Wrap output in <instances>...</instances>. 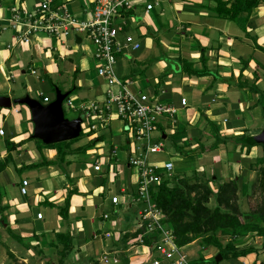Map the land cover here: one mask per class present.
Segmentation results:
<instances>
[{"label": "crops", "instance_id": "0c3cea01", "mask_svg": "<svg viewBox=\"0 0 264 264\" xmlns=\"http://www.w3.org/2000/svg\"><path fill=\"white\" fill-rule=\"evenodd\" d=\"M47 1L54 8L70 12L74 19L84 15L83 4H78V0H0V97L16 100L29 96L43 104L47 98L50 103L56 99V95L55 98L46 95L50 93V85L46 80L42 85L37 84L34 79L41 80L43 74L45 77L72 75L73 82L65 91L58 88L62 93H70L64 105L78 114L70 120L83 119L84 138L72 149L88 146L96 139L99 141L87 155L68 157L73 161L67 166L72 180L69 182L65 172L57 166L29 168L45 158L55 160L57 157L56 150L39 151V143L33 139L35 126L29 107L20 104L0 107L2 137L9 135L10 142L18 145L10 153L7 143L0 150L1 161L11 159L0 173L3 193L0 207L8 206L4 212L8 223L0 225V229L7 231L10 227L26 239L38 236L45 253L46 249L56 251L50 248L51 243L57 245L55 234L67 230L59 209L65 207L69 193L77 190L70 206V231L77 250L74 256H82L84 264H94L96 254H100L103 264H126L124 259L129 260L128 264L130 259L131 264H144L145 257L132 254L136 246H144L138 236L130 238L125 247L121 246L124 233L140 231L138 220L133 218L134 212L137 217L142 212L135 209L142 204L136 199L139 178L129 161L144 152V142L137 141L126 130L114 107L106 109L109 92L117 94L125 88L133 95L146 93L153 100L175 109L174 116L162 119L161 125L151 134L153 140L162 141L165 146L164 151L158 153L160 157L164 154V159L156 161L154 156L158 154L150 155L151 164L173 163V177L190 178L198 174L212 179L211 183L224 179L220 184L235 179L239 195L243 192L242 197H247L255 181L257 163L264 156V151L257 156L258 145H247V139L260 135L264 129V113L260 106L264 102V3L247 22L240 24L217 16L214 10L217 0H161L149 13L140 10L145 18L138 23L134 20L141 18L140 12L133 13L127 18L126 34L138 37L141 46L137 51L119 55L115 73L122 86H110L97 73L92 44L76 30L27 34L29 28L20 22L21 18L17 19L18 15L24 11L36 13ZM186 62L196 70L206 66L219 76L218 80L213 76L189 75L185 72ZM251 86L256 87L257 92ZM39 91L40 99H36L34 96ZM91 106L97 110L91 114L93 118H88L86 113ZM92 123L95 129L90 126ZM115 123H120L119 132L126 134V150L122 151L121 137L113 138L114 144L109 148L104 146L103 134L113 133ZM217 134L225 142L211 149L217 143ZM168 137L173 157L179 158L176 163L166 153ZM180 149L184 153L199 151L201 157L191 162L193 165H182L186 161ZM231 153H234L232 164ZM96 165L101 167L99 172L95 170ZM180 166L187 169L183 174L177 172L183 169ZM243 176L251 181L249 189L240 183ZM24 179L30 184L26 196L20 193ZM117 195L120 202L116 206L111 201ZM45 201L53 206H47ZM39 213L42 219L38 218ZM105 240L110 248L101 253L94 245ZM4 241L0 243L5 244ZM243 241V248L253 247L255 252L236 260L227 259L224 264H264V237L250 236ZM198 242L202 244V253L210 248L214 253L202 256L193 250L186 252ZM31 244L39 242L34 240ZM182 252L191 264H206L213 258L216 264L224 261L218 248L204 246L201 239L182 247Z\"/></svg>", "mask_w": 264, "mask_h": 264}, {"label": "trees", "instance_id": "16d2710c", "mask_svg": "<svg viewBox=\"0 0 264 264\" xmlns=\"http://www.w3.org/2000/svg\"><path fill=\"white\" fill-rule=\"evenodd\" d=\"M262 3H264V0H217V7H215L214 10L219 18L231 20L240 24L242 22H247L253 12L256 11ZM132 14L133 13L130 15L129 13L130 16H132ZM186 64L187 67L185 72L191 76H213L215 80L219 78L216 73L210 71L206 66L201 70H196L189 62H186ZM251 89L257 92L256 87L251 86ZM73 90L74 89H72L71 92H73ZM210 124L212 125L213 123L211 122ZM83 138L84 135L82 134V136L76 140L52 145H45L41 140H37L39 143V151H43V149L56 150L57 157L55 160H48L45 158L42 163L32 164L29 168L57 166L60 170L65 172L69 182H72L67 171V166H70L73 161L68 160V157L79 154L84 156L87 155V151L99 141L96 139L88 146L72 149V146ZM252 138L247 139V145L250 147L257 146L258 144L251 142ZM216 142L217 143L210 147L211 149L217 148L221 142L225 141L217 134ZM21 145L22 143L19 146ZM7 146L10 153L16 150L18 145L8 141ZM180 150L183 152V149ZM203 150H206V148ZM184 154L187 155L188 152ZM10 161L11 159L9 157L6 160H0V173L7 168ZM257 166L259 167L257 168V177L251 186V193L248 194L247 197L249 201H252L250 203H253L255 191L258 186L261 201L256 208H253L251 204V210L247 212L243 211L240 206L239 186L235 179L219 184L217 186L218 189L214 191L210 186L213 180L206 179L203 175L199 176L195 174L192 178L176 175L171 180L163 179L157 187L152 188V200L162 212L163 221L168 223L169 227L173 229L176 245L182 248L201 239L204 246H214L218 248L224 260H236L255 252V248L253 247L243 248L242 246H244L243 240H245L246 237H264V156L259 159ZM1 189L0 187V201L3 198ZM77 192V190L71 191L66 198L65 207L59 209V215L66 223L67 230L56 233L57 245L51 243L50 246V248H55L60 258L57 264H66L76 250L75 237L72 231H70V206L71 197ZM212 198L215 200L214 208L208 206ZM45 204L47 206H53V204L48 201H45ZM7 208L8 206L0 207V225L2 226L8 223V220L4 216V212ZM7 232L14 240L20 243L25 250H32L38 255L45 253V249L42 248L41 245L40 237L33 236L31 237L32 239H26L14 233L10 227H7ZM140 232L141 230L137 231L135 234L130 232L124 233L121 246L125 247L128 240L132 237H137ZM218 233L228 237L230 242L223 246ZM155 238V236L153 238L149 237L146 240V245L151 243L150 239ZM34 240H37L39 244L33 246L31 241ZM9 256L13 260L17 258L12 252H9ZM124 260L126 264H128L129 260ZM214 264H216V262H214Z\"/></svg>", "mask_w": 264, "mask_h": 264}, {"label": "built area", "instance_id": "2783aa9c", "mask_svg": "<svg viewBox=\"0 0 264 264\" xmlns=\"http://www.w3.org/2000/svg\"><path fill=\"white\" fill-rule=\"evenodd\" d=\"M83 2L84 21L74 19L72 14L61 7L54 8L50 2L40 5L36 13L21 12L18 18L24 23L31 34L48 33L55 34L62 32H74L82 34L93 46L94 59L97 62V73L103 77L110 86H122V81L115 73V65L119 55L131 53L140 49V42L135 35L126 34L127 18L129 13H136L145 10L148 13L153 11L161 0H80ZM19 20V19H18ZM67 27H71L68 29ZM28 42V39H26ZM48 104L49 100L44 99ZM67 103V102H66ZM185 104V100H183ZM115 108L117 117L123 121L126 130L131 132L137 141L144 142V152L129 161L131 167L136 170L139 178L136 199L147 207L141 210V217L144 225L139 224V228L146 226V231L152 233L151 245H146L144 236H138L144 248L153 255L152 264H191L187 255L182 252V248L175 243L174 232L168 223L163 221V214L152 200L151 187L159 185L163 177L171 180L173 178V163L166 162L163 165L151 164L149 156L164 151V143L152 139L151 134L161 125V120L173 117L175 109L153 100L146 93L133 95L124 88L119 93L109 92L107 108ZM97 108L91 106L86 113V117H91ZM93 129L96 125H90ZM0 135L4 131L0 130ZM95 170H101L100 165L95 166ZM29 181L23 180L20 193L28 195ZM119 196L112 197V204L118 205ZM42 213L38 218L42 219ZM146 259V258H145ZM146 261V260H145Z\"/></svg>", "mask_w": 264, "mask_h": 264}, {"label": "rangeland", "instance_id": "374dc122", "mask_svg": "<svg viewBox=\"0 0 264 264\" xmlns=\"http://www.w3.org/2000/svg\"><path fill=\"white\" fill-rule=\"evenodd\" d=\"M78 4L82 5L83 3H82V1L78 0ZM139 12H137V14ZM139 15H140L141 18H139V17L136 18L134 20L135 23H138L140 21V19H144L145 18V14L144 13L140 12ZM78 20L84 21L85 20L84 15L80 16L78 18ZM95 63H97V62L95 61ZM72 77H73L72 75L71 76L67 75V76H63V77H61L60 75H51V76H48V77L46 76L45 77V75L43 74V77L41 78V80H40L39 77H38V79L35 78L34 80H36L37 84H40V85L43 84V83H41L42 81L45 82V80H46L47 84L50 85L49 86L50 87V91H49L50 93L49 94L46 93V95L49 96V97L54 96L53 98H55L56 88H59L61 90L64 89V91H65V89H67V86L71 85V83L73 82V81L70 80V79H73ZM40 92L41 91L37 92V94L34 96L36 99H40V96H41ZM53 100L54 99H52V101ZM260 106H261V108L263 110V113H264V109H263L264 108V102L260 103ZM64 107H65L64 110H65L66 118L71 119L74 116L78 115V114L75 113V111L69 110V108L67 107L66 104L64 105ZM119 124L120 123H115L113 125L114 126L113 129H112L113 133H109L107 131L104 132V134H103L104 135L103 136L104 137V142H105L104 146L106 148H109L110 146H112L114 144V139L113 138H115V137H119V138L121 137L120 141L122 142V144L124 146V147L122 146L123 147L122 151L126 150V148H128V146L126 144V134H122L121 132H119V128H120ZM83 126H85V124ZM121 127H122V125H121ZM170 139L171 138L168 137V139L165 140V144H166V148H167L166 149V153L168 152L170 154V155L168 154L170 156L168 158H170L171 160H173L174 163H176V159H179V158L173 157L174 156V152L172 150V147H169ZM10 140L11 139H10L9 135H7L5 137L0 136V150L3 149L5 147V145H6V143H8V141H10ZM257 149H258L257 156H260V154L263 153V151H264V146L258 144ZM259 152H260V154H259ZM233 155H234V153H231V159H230L231 164L234 162ZM183 156H184L183 159L186 161V163H183L182 165H185V164L193 165L191 162H194L196 159L200 158L201 157V153L199 151H189L187 155L184 154ZM154 159L156 161L157 160H162V159H164V154L161 155V157L158 154V155L154 156ZM187 161H189L190 163H187ZM91 162H92V160H90V163ZM184 167H187V166H184ZM179 168L181 169V168H183V166H180ZM133 170H134V174L137 175L136 170L135 169H133ZM186 170H184V168H183L181 170H177V172H179V173L181 172L183 174V172H185ZM222 173H223V171H222ZM256 173H257V170H256L255 174ZM18 175L20 176L21 174L19 173ZM193 176H191L190 178H192ZM256 177H257V174L255 175V178H254L255 180H256ZM243 178H244V180L240 181V183H244L247 186V188L249 189V186L251 185V181H248L245 178V176H243ZM221 181H224V179L220 180V182L215 181L214 183H210L211 188L214 189V191H216L218 189L217 186L221 183ZM155 187H157V185L156 186H152L151 190H152V188H155ZM242 195H243V192H241V195H240V206H241L242 210L245 211V212L251 210V204H252L253 208H256L258 203L261 201L258 186H257V190L255 191V196H254V200H253L254 204L250 203L252 201H249L248 197H246V196L242 197ZM244 195H246V194H244ZM208 206L211 207V208L215 207V200L213 198L209 201ZM146 207H147L146 205L140 204L135 209L138 210V211H141V210L145 209ZM116 214H118V213H116ZM133 215H134L133 218L138 220L139 224L144 225V223H145L144 219L141 216L137 217V215H138L137 212H134ZM132 229H134V227ZM132 229H131V231H132ZM140 230H141V232H140L141 234L139 233L138 236L146 234L144 236V238H143L145 242H146V240L149 237L151 238L152 235H153L152 233H148L146 231V226H143V228H141ZM218 236L222 240L223 246H225L228 242H230V239L228 237L224 236L223 234L218 233ZM10 237H11L10 234L6 230L0 229V240H3V241L5 240L3 242L5 244L0 243V264H57L58 260L60 259L58 257V255H57L56 251H52L51 252L49 249H46L47 253H44L42 255L41 254L38 255L32 250L27 251V250H25V248L21 244H19L17 241L14 242L12 239H10ZM107 241L108 240H105V242H100L99 241V243L95 242L97 244H95L94 246H96V248L101 253L102 252H107L109 250V248H110V245L108 244ZM150 241H151V243L148 244V245L152 244L153 239H150ZM146 244H147V242H146ZM131 246L132 245H130V243H129V247H131ZM201 248H202V244H201V242H198V243L192 245L191 248L187 249L186 252L188 253V252L193 250V251H196V252H200L201 254H203L202 256L208 255L210 253H214V250L212 248L208 249V251L206 253H204V251L202 253ZM9 252L15 253V255H17L16 256L17 257L16 260H13V259L10 258ZM149 253L150 252L147 251L143 246H139L138 245V246H136L135 251L132 254L133 255H142L141 257H145L146 258V261H145L144 264H152L154 258L152 257L153 255H149ZM74 254H75V252L71 255L70 259L66 262V264H84L85 263V261L82 260V258H80L82 256H76L75 257ZM101 256H102V254H101ZM73 257H75V258H73ZM93 258L96 261L94 264H100L101 263L100 254L94 255ZM213 260H214V258H213ZM213 260L207 261L206 264H214ZM225 262H227V259H225L221 264H224ZM101 264H103V263H101ZM130 264H131V259H130ZM132 264H134V263H132ZM135 264H137V263H135ZM164 264H166V262H164Z\"/></svg>", "mask_w": 264, "mask_h": 264}, {"label": "water", "instance_id": "95a60500", "mask_svg": "<svg viewBox=\"0 0 264 264\" xmlns=\"http://www.w3.org/2000/svg\"><path fill=\"white\" fill-rule=\"evenodd\" d=\"M69 95L70 93H62L56 88V99L48 104L29 96L16 100L0 97V107L10 108L13 104L29 107L35 126L33 139L41 140L45 145L58 144L76 140L82 134L83 119L79 117L70 120L65 117L64 103ZM251 142L264 145V129L260 135L253 137Z\"/></svg>", "mask_w": 264, "mask_h": 264}]
</instances>
